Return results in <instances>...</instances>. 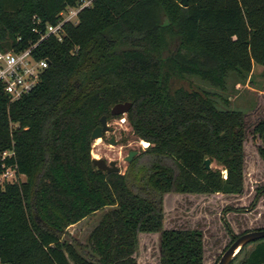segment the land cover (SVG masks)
Wrapping results in <instances>:
<instances>
[{"label":"trees","instance_id":"obj_1","mask_svg":"<svg viewBox=\"0 0 264 264\" xmlns=\"http://www.w3.org/2000/svg\"><path fill=\"white\" fill-rule=\"evenodd\" d=\"M80 1L0 0V48L27 47L33 16L43 29ZM63 28L34 48L49 64L31 91L10 101L0 82V174L16 173L0 185V263L137 264L138 233L160 232L159 264H203L201 230L163 228V195L242 191L246 112L230 93L264 67V0H94ZM124 101L148 145L106 173L90 136ZM247 130L264 162V117ZM108 206L86 244L64 238ZM249 245L239 264H264V238L230 264Z\"/></svg>","mask_w":264,"mask_h":264},{"label":"rangeland","instance_id":"obj_2","mask_svg":"<svg viewBox=\"0 0 264 264\" xmlns=\"http://www.w3.org/2000/svg\"><path fill=\"white\" fill-rule=\"evenodd\" d=\"M251 78V85L239 84L230 93L232 106L243 108L246 112L242 191L238 194L171 192L163 195V228L188 227L201 230L203 264L218 262L229 241L228 228L235 234H241L264 227V162L256 150L260 140L247 130L257 118L264 117V67L254 65ZM125 116L126 114H123L107 119L108 131L103 137L97 138V142L93 140L90 150L91 158L101 157L107 162L115 160L121 173L128 167L129 162L125 161V157L129 152H136L132 157L134 159L147 147L144 144L148 145L147 141L132 133L126 120H121ZM112 137L116 141L115 144L109 143ZM122 137L126 138L124 144H121ZM210 166L215 168L217 164L211 162ZM19 179L24 180L25 177L20 175ZM110 208L108 206L97 210L76 225L69 226L64 238L86 244L89 232ZM158 243L157 232L138 233L135 253L137 264H159ZM251 246L245 247L232 264H239Z\"/></svg>","mask_w":264,"mask_h":264},{"label":"built area","instance_id":"obj_3","mask_svg":"<svg viewBox=\"0 0 264 264\" xmlns=\"http://www.w3.org/2000/svg\"><path fill=\"white\" fill-rule=\"evenodd\" d=\"M94 0H81L75 6H70L59 13V18L55 23H49L43 29L39 28V18L33 16V32L39 36L27 47L20 49L0 48V82L3 85L5 94L9 100H16L23 94L31 91L38 83L40 75L48 66L46 58H38L34 53V48L49 36L61 40L64 36V24L76 23L78 13L85 7L92 4ZM21 38L17 37L16 41ZM122 121L125 118H121ZM11 152H3L2 156L10 155ZM225 177V171H222ZM16 179L15 168L7 167L0 174V185L4 182H11ZM1 264V263H0Z\"/></svg>","mask_w":264,"mask_h":264},{"label":"water","instance_id":"obj_4","mask_svg":"<svg viewBox=\"0 0 264 264\" xmlns=\"http://www.w3.org/2000/svg\"><path fill=\"white\" fill-rule=\"evenodd\" d=\"M131 107L130 101L118 102L115 103L111 109L110 114L112 116H120L126 114ZM107 119L105 115L100 117V124L97 125L91 132V139L95 140L102 136V133L107 130ZM110 144H115L116 141L114 138H110ZM135 151H130L129 154L125 157V161H131ZM93 166L97 170L105 171L106 173L112 172H120L119 167L117 166V162L115 160H110L107 162L104 158H94L91 159ZM210 160L204 159V167L206 169L210 168ZM160 237L161 233L158 232V244L160 250ZM264 238V229H253L247 232L239 234L230 244L229 246L222 252L218 262L216 264H230L234 256L238 253V251L246 244L255 241L257 239Z\"/></svg>","mask_w":264,"mask_h":264},{"label":"flooded vegetation","instance_id":"obj_5","mask_svg":"<svg viewBox=\"0 0 264 264\" xmlns=\"http://www.w3.org/2000/svg\"><path fill=\"white\" fill-rule=\"evenodd\" d=\"M108 131V128H107V130L105 131V132H103L102 134L104 135L106 132ZM110 141V140H109ZM257 150V149H256ZM211 164V163H210ZM229 246V245H228ZM225 250V249H224ZM217 263V262H216Z\"/></svg>","mask_w":264,"mask_h":264},{"label":"crops","instance_id":"obj_6","mask_svg":"<svg viewBox=\"0 0 264 264\" xmlns=\"http://www.w3.org/2000/svg\"><path fill=\"white\" fill-rule=\"evenodd\" d=\"M83 220V219H82ZM80 222V221H79ZM79 222H77V223H79ZM73 225H76V223L75 224H73ZM70 226H72V225H70ZM69 227V226H68Z\"/></svg>","mask_w":264,"mask_h":264},{"label":"bare ground","instance_id":"obj_7","mask_svg":"<svg viewBox=\"0 0 264 264\" xmlns=\"http://www.w3.org/2000/svg\"><path fill=\"white\" fill-rule=\"evenodd\" d=\"M96 140V139H95ZM96 142H97V140H96ZM144 144V143H143ZM146 144H144V146H145Z\"/></svg>","mask_w":264,"mask_h":264},{"label":"clouds","instance_id":"obj_8","mask_svg":"<svg viewBox=\"0 0 264 264\" xmlns=\"http://www.w3.org/2000/svg\"><path fill=\"white\" fill-rule=\"evenodd\" d=\"M145 146H147V145H145Z\"/></svg>","mask_w":264,"mask_h":264}]
</instances>
